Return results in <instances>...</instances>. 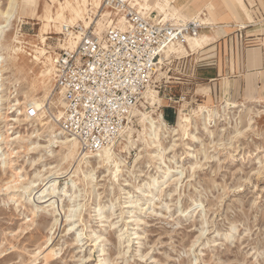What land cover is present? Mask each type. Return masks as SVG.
<instances>
[{"label": "rangeland", "instance_id": "rangeland-1", "mask_svg": "<svg viewBox=\"0 0 264 264\" xmlns=\"http://www.w3.org/2000/svg\"><path fill=\"white\" fill-rule=\"evenodd\" d=\"M44 1L38 0L40 5ZM8 3L9 0H0V21ZM13 24L11 35L23 33L30 40L40 27L39 20L29 13L14 19ZM46 36L51 50L59 46L54 38L57 34ZM199 51L189 54L187 61L195 59ZM176 55L185 56L184 53ZM13 73L8 70L3 74L4 98L8 97L13 103L16 97L22 102L29 81L28 78L17 79ZM229 81L230 78L225 77L219 85H213L207 80L193 78L190 68L184 67L181 60H174L157 72L150 90L162 99L161 104L152 108L143 97L137 109L143 112L154 109L162 115L164 111L173 115L172 123L165 120L168 125L175 123L179 109L190 113L199 105L216 106L224 99L232 106L226 109L223 120L214 126L206 125L211 131L209 137L202 120L192 121L189 129L196 138L179 137L177 145L167 154L173 158L167 164H177L180 165L178 170L183 169L182 174L173 175L181 177V181L167 185L152 202L145 201L143 193H133L131 186L108 181L101 176L102 169L95 175L94 188L88 187L85 193L75 177L77 185L71 186L65 174L70 164L60 160V155L33 163L40 157L39 151H24L13 145L20 150L14 151L12 166H3L0 158V264H26L28 253L43 246L52 233L51 248L57 255L51 264H264V86L254 91V96L260 98L256 101L242 92L234 95L226 86ZM33 94L41 96L43 92L38 88ZM183 95L185 98L180 99ZM246 98L244 107L237 106ZM20 118H24L23 115ZM132 126L139 129L136 116ZM13 130L27 134L24 128ZM188 146L194 148V155L186 154ZM136 152L133 150L127 159L130 166L119 176L120 184L123 179L134 182V176L137 184V180L153 172L150 171L153 163L148 158L142 159L135 168L131 167ZM195 161L200 166L192 170ZM57 164L52 169L60 174L56 191L62 192L69 184L68 194L75 191L78 197L70 199L67 194L57 199L62 208L61 214L55 213L58 226L53 224L52 210L44 209L26 228L32 218L29 205L23 202L28 194L16 189V194H23V198L11 199L13 192L9 191L12 189L4 191L5 183L26 185L35 179L38 171L44 176L52 175L54 172H49L47 167ZM161 166L163 170L165 165ZM161 179L158 177V182ZM121 187L125 188L124 192ZM130 198L137 200L127 207ZM72 200L78 203L76 214L80 216L72 218L71 222H76L68 229L63 213ZM98 205L103 207L99 211ZM78 232L80 238L73 242Z\"/></svg>", "mask_w": 264, "mask_h": 264}, {"label": "bare ground", "instance_id": "bare-ground-1", "mask_svg": "<svg viewBox=\"0 0 264 264\" xmlns=\"http://www.w3.org/2000/svg\"><path fill=\"white\" fill-rule=\"evenodd\" d=\"M133 1L139 5L140 9L164 17H173L177 22L192 19L198 21L202 25V29L214 27L213 21L210 19V21H206L205 15L201 13L189 18L182 17L178 9L171 5L170 0ZM101 4L102 0H45L41 5L38 0H21L20 2L19 0H9L7 10L1 13L3 20L0 21V158L3 166L10 167L12 166L14 151L18 153L20 150L18 148H24V151H39L40 157L37 160L34 159L33 163L42 161L46 157L53 158L58 154L60 160L70 164L65 174L70 178L72 187L76 186L78 181L83 185L85 193L88 187L93 189L96 185L95 175L97 171L102 169L103 174L100 175L108 178V181L115 182L119 186H131L133 193H143L145 201L152 202V199L161 194L163 190H166L167 185L172 183L176 185L181 181V177L173 176L178 173L182 174L183 169L178 170L180 165L171 166L167 164V162L171 163L173 159L167 157V154L177 145L178 138H196L190 133L189 129L192 127V121L196 119L203 121L206 134L209 137L211 131L206 125L214 126L218 121L223 120L222 117L225 115L226 109L230 108L232 103L224 99L216 106L199 105L190 113L179 109L176 121L172 125L165 122L161 111L157 113L152 109L149 112H143L136 109L133 115L137 117L139 129L132 126V120V123L121 134V139L113 146L104 148L94 155L81 156L78 153L76 139L62 134L59 128L60 125L57 123V120L61 118L62 109H59L56 104L61 106L62 102L61 95L54 90L55 52L50 49L46 35H59L64 26H73L79 22H82L85 26H88L91 22H95L97 26H102L101 18L92 17L96 13H101L103 17L109 15V10L101 9ZM243 11L247 17V22L254 23L251 11L246 8H243ZM26 13L35 16L40 22L38 32L32 36V40L27 39L23 33H13L11 35V30H14V19L21 18V15ZM122 21V18L119 17L118 23L121 24ZM244 26V23L238 24L239 28ZM51 37L53 38V36ZM208 37V34L203 32H199L196 36H188L183 44L180 42L170 44L164 55L168 56L174 52L178 55L184 53L185 56H189L186 54L199 50L209 41ZM54 38L59 40V36ZM67 43L68 34L65 35L63 42L60 40L57 43V46L64 48ZM8 70H12L13 74L18 76L17 79L19 77L28 78L29 87L25 91V100L22 102L16 97H14L13 103L8 97L4 98L5 77L3 74ZM231 86L235 87L233 83ZM38 88L43 92L41 96L33 94ZM143 97L152 108L162 102V99L150 89L143 94ZM249 99L257 101L260 98L251 96ZM246 100L247 98L239 101L237 106L244 107ZM4 102H7V105H4ZM28 105H34L37 108L36 118L28 119L25 117L24 114ZM16 106H20L23 113L21 110H17ZM22 115L24 118H20ZM14 124H17V126L14 127ZM16 128H20V130L24 128L27 134H21L19 131L13 130ZM41 141L44 143H41ZM13 145L18 148L12 147ZM133 150H137V152L131 167L135 168L142 159L148 158L150 163H153L154 168L150 170H153V172H149L144 179L137 180V184H135L136 176H134V182L123 179V183L120 184L119 176L123 171L128 170L130 164L127 159L132 156ZM186 150L188 156L195 153L192 146H188ZM161 164L165 165L163 170ZM50 165L47 169L51 173L54 172L52 175L44 176V174H41L42 171H38L34 175L35 179L29 180L26 185L12 184V181L5 183L4 191L12 189L9 191L13 192L11 199H21L23 194H28L27 198H23V202L29 205L28 211H30L32 218L29 219L30 223L26 225V228L34 223L33 218L44 209L52 210L53 224L57 225V214L55 215V213L61 214L62 211L61 204H58L57 199L60 200L62 196L70 193L68 190L69 184L62 189V192L58 193L56 191L60 174L55 173L56 170L52 169L57 167L58 164L56 166ZM146 166L149 168L150 164ZM198 166L200 164L195 161L191 168L194 170ZM73 177L77 178V181ZM158 177L163 179L158 182ZM16 189H20L23 194H16L19 191H16ZM124 189L123 187L120 188L122 192H124ZM68 197L74 199L78 197V194L76 195L74 191V193L68 194ZM136 200L130 198L127 207H130ZM77 205L78 203L74 204V200H72L67 205V211L63 213L64 222H67L66 224L69 226L68 229L72 227L73 222H76V220L71 222L72 218L80 216V213L76 214L77 211L79 212ZM102 208L98 205L97 211ZM37 232L39 233V230ZM33 233L31 231L30 235H33ZM52 234L49 238H46L43 246H37L32 252L28 253L29 259L26 260V264H51L52 258L57 255V251L51 248ZM80 235L81 233L78 232L73 242H77Z\"/></svg>", "mask_w": 264, "mask_h": 264}, {"label": "built area", "instance_id": "built-area-1", "mask_svg": "<svg viewBox=\"0 0 264 264\" xmlns=\"http://www.w3.org/2000/svg\"><path fill=\"white\" fill-rule=\"evenodd\" d=\"M101 9H108L109 15L92 17L101 18L102 26H64L57 41L68 34V43L53 49L54 90L62 102L57 123L62 134L76 139L81 156L97 154L121 139L162 67L181 60L192 75L198 66V61H187L189 56L164 55L170 44L198 35V21L177 22L140 9L133 0H102ZM37 114V108L28 105L24 115L34 119Z\"/></svg>", "mask_w": 264, "mask_h": 264}, {"label": "crops", "instance_id": "crops-1", "mask_svg": "<svg viewBox=\"0 0 264 264\" xmlns=\"http://www.w3.org/2000/svg\"><path fill=\"white\" fill-rule=\"evenodd\" d=\"M170 3L182 17L201 13L206 21L214 23V27L200 30L208 34L209 41L199 48L195 59L190 58L198 61L193 78L219 85L228 77L229 91L234 95L242 92L245 97L254 96L256 88L264 86V0H170ZM243 8L251 11L254 23L247 22ZM241 23L245 24L243 28L238 27ZM201 61L205 63L199 64Z\"/></svg>", "mask_w": 264, "mask_h": 264}, {"label": "trees", "instance_id": "trees-1", "mask_svg": "<svg viewBox=\"0 0 264 264\" xmlns=\"http://www.w3.org/2000/svg\"><path fill=\"white\" fill-rule=\"evenodd\" d=\"M163 115H164V119L168 122V123H172V117H173V115H171V114H169V113H167V112H165L164 111V113H163Z\"/></svg>", "mask_w": 264, "mask_h": 264}]
</instances>
